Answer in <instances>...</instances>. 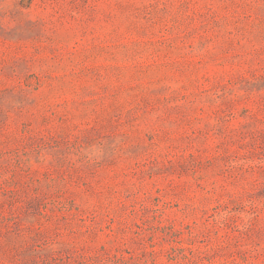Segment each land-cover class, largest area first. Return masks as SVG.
Returning a JSON list of instances; mask_svg holds the SVG:
<instances>
[{
	"label": "rangeland",
	"instance_id": "374dc122",
	"mask_svg": "<svg viewBox=\"0 0 264 264\" xmlns=\"http://www.w3.org/2000/svg\"><path fill=\"white\" fill-rule=\"evenodd\" d=\"M0 264H264V0H0Z\"/></svg>",
	"mask_w": 264,
	"mask_h": 264
}]
</instances>
